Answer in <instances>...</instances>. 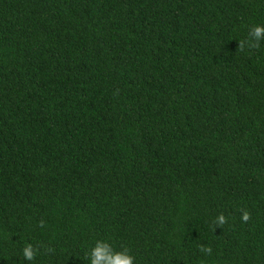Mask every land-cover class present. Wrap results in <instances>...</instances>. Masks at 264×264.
<instances>
[{"label":"trees","instance_id":"1","mask_svg":"<svg viewBox=\"0 0 264 264\" xmlns=\"http://www.w3.org/2000/svg\"><path fill=\"white\" fill-rule=\"evenodd\" d=\"M257 23L264 0H0V264H90L98 239L264 264Z\"/></svg>","mask_w":264,"mask_h":264},{"label":"clouds","instance_id":"2","mask_svg":"<svg viewBox=\"0 0 264 264\" xmlns=\"http://www.w3.org/2000/svg\"><path fill=\"white\" fill-rule=\"evenodd\" d=\"M262 40H264V24L257 23L250 27L249 37L240 43V47L243 50L246 43L249 48H258ZM249 219L250 213L243 211L241 221L247 222ZM226 220L227 218L223 214H218L213 222L214 226H221L226 223ZM200 250L209 255L212 252L210 246H201ZM21 251L26 261H32L38 253V249L30 243H26ZM88 256L90 264H134V258L126 247L116 250L108 241L103 239L95 241Z\"/></svg>","mask_w":264,"mask_h":264}]
</instances>
